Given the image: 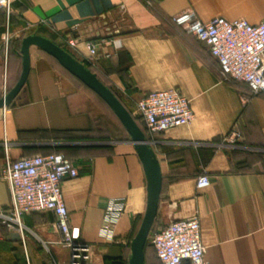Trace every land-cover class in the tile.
I'll return each instance as SVG.
<instances>
[{
  "label": "crops",
  "instance_id": "1",
  "mask_svg": "<svg viewBox=\"0 0 264 264\" xmlns=\"http://www.w3.org/2000/svg\"><path fill=\"white\" fill-rule=\"evenodd\" d=\"M12 1L8 15L0 10V98L19 79L17 50L31 34L92 70L143 128L134 114L146 94L184 97L193 113L189 125L143 132L161 178L148 239L169 222L196 215L205 264H264V95L222 78L208 49L170 21L191 11L201 21L221 17L256 25L264 20V0ZM68 39L78 45L70 47ZM82 40L96 45L93 64ZM29 58L16 105L0 110V173L6 153L15 161L60 151L78 169L62 184L73 242L88 246V264H127L147 199L131 138L108 106L45 52L31 46ZM231 132L238 134L232 144L225 141ZM201 170L210 184L196 190ZM111 202L123 211L106 238L99 232ZM9 206V189L0 179V209ZM22 224L24 243L0 227V264L67 262L51 212L26 214ZM150 261L157 264L155 256Z\"/></svg>",
  "mask_w": 264,
  "mask_h": 264
},
{
  "label": "built area",
  "instance_id": "2",
  "mask_svg": "<svg viewBox=\"0 0 264 264\" xmlns=\"http://www.w3.org/2000/svg\"><path fill=\"white\" fill-rule=\"evenodd\" d=\"M12 2L0 0V10L8 15ZM120 8L123 9V6ZM170 21L208 49L222 78L245 85L251 95H264V20L256 25L221 17L201 21L193 12L187 11L172 16ZM3 41L6 48V36ZM81 42L93 64L96 45L92 40ZM67 44L75 48L78 41L68 39ZM134 116L142 121L149 134L187 126L193 120L188 101L173 91L146 94L137 102ZM237 138L238 134L231 132L225 141L232 144ZM77 176L76 165L62 153L22 157L15 161H11L6 153L0 179L8 186L10 206L0 209V227L19 234L24 243L26 228L22 224V216L51 212L60 234V245L68 251L65 264H88V246L73 242L69 215L62 197L63 182ZM209 184L206 173L201 170L195 179V189L203 190ZM122 211L121 204L110 203L100 227L101 236L112 238ZM150 242L160 264H205V248L200 242L196 215L162 226L151 236Z\"/></svg>",
  "mask_w": 264,
  "mask_h": 264
},
{
  "label": "water",
  "instance_id": "3",
  "mask_svg": "<svg viewBox=\"0 0 264 264\" xmlns=\"http://www.w3.org/2000/svg\"><path fill=\"white\" fill-rule=\"evenodd\" d=\"M37 47L45 52L67 71L71 76L78 79L84 86L97 95L113 112L131 138L137 156L142 164L146 180V209L134 238L130 242V254L127 264H145L144 247L147 243L150 230L156 218L157 202L160 191L159 166L155 154L143 131L135 122L131 114L120 103L117 97L102 84L97 76L82 63L74 59L60 46L38 34H31L21 41V73L15 86L5 92L0 98V110L15 106V98L22 91L27 79L30 67L29 48ZM13 240H20L17 233H12Z\"/></svg>",
  "mask_w": 264,
  "mask_h": 264
},
{
  "label": "trees",
  "instance_id": "4",
  "mask_svg": "<svg viewBox=\"0 0 264 264\" xmlns=\"http://www.w3.org/2000/svg\"><path fill=\"white\" fill-rule=\"evenodd\" d=\"M21 45V44H20ZM7 50H8V53L10 52V46L7 47ZM20 58H21V55H20V47L19 49L17 50ZM43 52V51H42ZM46 54V53H45ZM48 55V54H47ZM49 56V55H48ZM51 57V56H49ZM52 58V57H51ZM53 59V58H52ZM56 63L57 61L55 59H53ZM58 67L60 68V71L65 75L67 76L69 79L73 80L74 82H76L77 84L81 85L83 88L89 90L86 86H84L78 79H76L75 77L71 76L67 71H65L58 63H57ZM89 69V68H88ZM90 70V69H89ZM91 72H93L92 70H90ZM13 87H11L8 91H10ZM90 92H92L91 90H89ZM93 93V92H92ZM94 94V93H93ZM97 96V95H96ZM109 108V107H108ZM110 109V108H109ZM135 122L137 123V125L140 127V129L146 134V130L145 128H143L141 126V124H139V122L137 120H135ZM53 153H61L60 151H55ZM146 248H147V243L144 247V262L145 264H149L148 261L146 260ZM152 249H153V246H152ZM153 253H154V256H155V252H154V249H153ZM156 258V256H155ZM156 262L157 264H160L159 261L156 259Z\"/></svg>",
  "mask_w": 264,
  "mask_h": 264
},
{
  "label": "rangeland",
  "instance_id": "5",
  "mask_svg": "<svg viewBox=\"0 0 264 264\" xmlns=\"http://www.w3.org/2000/svg\"><path fill=\"white\" fill-rule=\"evenodd\" d=\"M152 256H154V253H153V249H152L150 239H148L147 240V248H146V260L148 261V263L151 262L150 260H151Z\"/></svg>",
  "mask_w": 264,
  "mask_h": 264
}]
</instances>
